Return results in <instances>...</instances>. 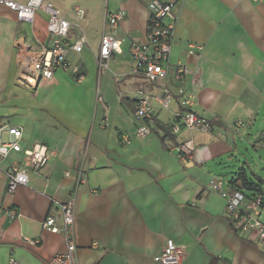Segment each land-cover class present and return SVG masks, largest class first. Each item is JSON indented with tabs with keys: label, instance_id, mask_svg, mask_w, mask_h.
Here are the masks:
<instances>
[{
	"label": "crops",
	"instance_id": "0c3cea01",
	"mask_svg": "<svg viewBox=\"0 0 264 264\" xmlns=\"http://www.w3.org/2000/svg\"><path fill=\"white\" fill-rule=\"evenodd\" d=\"M48 1L69 20L68 39L81 30L85 42L79 52L67 53L66 69H55L51 80L36 86L15 85L10 70L3 74L0 122L20 126L21 146L44 144L48 158L37 171L27 170L26 185L9 193L4 172L22 152L0 157V264L11 256L22 264H48L65 249L62 232L41 223L57 214L80 169L84 182L74 199L79 264H160L153 256L169 238L184 246L180 264H264V247L254 235L236 233L224 199L208 184L212 175L221 176L217 169L239 161V153L245 158L241 146L252 147L264 176V0H158L171 1L174 14L170 67L158 81L135 72L128 51L132 40L144 39L150 0ZM76 5L84 10L81 19L71 14ZM118 9L125 13L116 29L120 52L98 72L104 12ZM45 21L36 11L30 31L14 39L23 22L0 4V26L9 30L0 45L7 42L14 51L20 43L35 51L48 38ZM178 64L193 70L181 81L174 78ZM179 86L191 92V109L211 122L210 131L171 130L183 112ZM138 90L153 111L151 132L143 138L135 135ZM236 120L243 126L234 127ZM189 138L195 153L184 165L174 146ZM9 210L18 215L10 217Z\"/></svg>",
	"mask_w": 264,
	"mask_h": 264
},
{
	"label": "built area",
	"instance_id": "2783aa9c",
	"mask_svg": "<svg viewBox=\"0 0 264 264\" xmlns=\"http://www.w3.org/2000/svg\"><path fill=\"white\" fill-rule=\"evenodd\" d=\"M0 4L13 11L19 22L33 23L36 11H41L46 17L45 29L48 32V38L33 52L24 48L18 73L20 83L33 87L39 82L51 80L55 69L67 68V53L69 51L79 52L83 47L85 42L83 32L80 30L73 40H69L70 22L65 17L64 11L52 2L48 0H26L25 2L0 0ZM146 7L148 19L144 39L142 41L132 40L128 51L134 63L133 70L140 72L149 81H158L167 75L170 67L168 57L173 35V3L150 0ZM71 14L74 18L81 19L84 10L76 5L71 9ZM124 14L122 9L104 12L99 47L95 53L98 72L106 67L113 53L120 52V41L116 38V29ZM78 69L77 66H73L71 71L76 79H81L82 74ZM192 72L193 70L187 65L178 64L174 68V78L181 81ZM96 92L97 99L101 101L98 89ZM176 93L180 96L179 104L183 112L179 117L180 123L171 125V130L176 132L183 127L192 131H210L211 122L191 109L193 104L191 92L179 86ZM134 97L133 113L138 121L135 135L143 138L151 132L153 111L149 97L144 91L138 90ZM169 99L170 95L167 92L162 99V105L166 106ZM233 125L234 127L243 126V121L236 120ZM4 132L8 135L7 139L4 138ZM21 137L22 128L20 126L0 122V157H5L10 151L22 152L21 161L11 162L4 172L7 179L6 191L9 193L19 185H26L28 183L27 170L37 171L48 158L44 144L34 143L23 148L20 144ZM123 139L128 140V136H124ZM174 150L178 159L185 165L193 159L195 143L190 138L185 139L176 144ZM230 180L231 177L212 175L208 184L224 199L226 215L236 233L239 235L252 234L257 243L264 247V220L261 218L264 212V188L262 191L248 194L236 187L239 184L238 180L234 182ZM82 182H84V177L80 169L69 197L58 205L57 214L47 215L41 223L42 228L46 230L62 232L66 241L65 249L52 255L48 264H79L74 237V199ZM7 214L10 217L18 215L15 210H9ZM26 240L31 244L36 242L33 239ZM93 245L95 246L96 243ZM184 253V246L169 238L165 241L162 250L153 256V260L160 264H180ZM8 264L22 263L11 256Z\"/></svg>",
	"mask_w": 264,
	"mask_h": 264
},
{
	"label": "rangeland",
	"instance_id": "374dc122",
	"mask_svg": "<svg viewBox=\"0 0 264 264\" xmlns=\"http://www.w3.org/2000/svg\"><path fill=\"white\" fill-rule=\"evenodd\" d=\"M31 23L29 22H23L20 24V30L17 32L16 34V38L14 37V39H20L24 36V34L26 32L30 31L31 28ZM15 26H12V34H13V30H14ZM17 28H19V26H17ZM8 27L7 24L5 23V25H1L0 26V40L1 42H3L4 39H6V35L8 33ZM45 34L48 36V32L45 29ZM4 43V42H3ZM1 43L0 45V102H2V96H1V91H2V86H3V78L5 75H3L4 73H6V71L10 70V75H11V80L12 83L15 85H21L22 83H20L19 79H18V73H19V68H20V61H21V56L24 52V48L20 47V43L16 44L14 51H12L11 47L9 48L11 50V54H10V58L9 57V52H8V44L7 42L5 44ZM5 47V48H3ZM11 62V64H8V62ZM9 65V66H8ZM8 68V69H7ZM9 72V71H8ZM0 108H2V106H0ZM249 149H245V146H241V151L243 152V154L245 155L246 160H244L245 158L242 156L241 153L239 157V161L235 160L232 163H228L227 165L220 167L219 169H217V172H219V174L221 176H224L226 178H230L231 177V173L235 172L239 166L243 165V167L248 171L251 172L253 171L254 173L258 174L261 176V178L263 179V169H261L260 165L258 164V155L255 153V151L252 149V147H248ZM261 218L264 220V212L261 216Z\"/></svg>",
	"mask_w": 264,
	"mask_h": 264
},
{
	"label": "trees",
	"instance_id": "16d2710c",
	"mask_svg": "<svg viewBox=\"0 0 264 264\" xmlns=\"http://www.w3.org/2000/svg\"><path fill=\"white\" fill-rule=\"evenodd\" d=\"M236 180L239 181V184H237L236 187L248 194L262 191L264 188V180L252 171L247 172L243 165L239 166V168L233 172V175L231 176V182Z\"/></svg>",
	"mask_w": 264,
	"mask_h": 264
}]
</instances>
